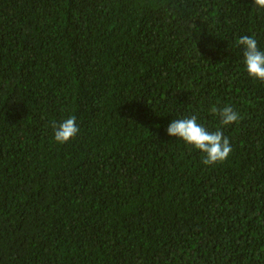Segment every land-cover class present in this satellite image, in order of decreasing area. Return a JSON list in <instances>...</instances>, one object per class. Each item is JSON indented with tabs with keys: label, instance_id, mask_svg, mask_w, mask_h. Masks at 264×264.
Segmentation results:
<instances>
[{
	"label": "trees",
	"instance_id": "1",
	"mask_svg": "<svg viewBox=\"0 0 264 264\" xmlns=\"http://www.w3.org/2000/svg\"><path fill=\"white\" fill-rule=\"evenodd\" d=\"M243 35L264 51L253 0H0V264H264ZM192 115L230 139L224 164L167 134Z\"/></svg>",
	"mask_w": 264,
	"mask_h": 264
},
{
	"label": "clouds",
	"instance_id": "2",
	"mask_svg": "<svg viewBox=\"0 0 264 264\" xmlns=\"http://www.w3.org/2000/svg\"><path fill=\"white\" fill-rule=\"evenodd\" d=\"M257 10H264V0H253ZM237 46L243 48L244 64L249 76L264 82V51L258 47V42L251 35H243L237 38ZM213 115L219 117L221 126H230L242 119L239 112L231 105L219 108L213 105L210 108ZM54 140L63 145L76 137L79 128L74 116L67 118L59 125H53ZM167 134L182 140L185 144L194 147L203 154L202 164L205 166H217L224 164L233 151L230 139L224 135L221 129L209 132L198 123L197 117L181 118L171 121L167 126Z\"/></svg>",
	"mask_w": 264,
	"mask_h": 264
}]
</instances>
